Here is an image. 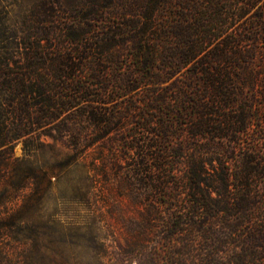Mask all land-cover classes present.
Returning <instances> with one entry per match:
<instances>
[{
    "label": "trees",
    "instance_id": "1",
    "mask_svg": "<svg viewBox=\"0 0 264 264\" xmlns=\"http://www.w3.org/2000/svg\"><path fill=\"white\" fill-rule=\"evenodd\" d=\"M24 24L0 61V153L49 134L71 149L59 166L125 169L147 200L120 251L136 264H264V155L240 140L264 0H40ZM20 211L0 209V264Z\"/></svg>",
    "mask_w": 264,
    "mask_h": 264
},
{
    "label": "rangeland",
    "instance_id": "2",
    "mask_svg": "<svg viewBox=\"0 0 264 264\" xmlns=\"http://www.w3.org/2000/svg\"><path fill=\"white\" fill-rule=\"evenodd\" d=\"M39 1L0 0V61L16 49L14 43L21 46L24 23ZM259 43L264 45V34ZM255 81L246 93L258 94L257 118L240 140L247 146L258 143L264 155V73ZM33 136L30 143L24 142V136L14 140L7 157L0 153V175L6 179L20 184L31 168L38 176L27 180L24 188L7 185L0 191L5 196L0 209L10 212L20 207L22 216L17 234L8 240L9 264H136L120 251L134 235L133 220L141 216L147 200L133 183L124 181L126 170L118 172L109 164L95 174L88 170V162L59 166L71 149L49 134ZM231 245L226 246L227 252Z\"/></svg>",
    "mask_w": 264,
    "mask_h": 264
}]
</instances>
